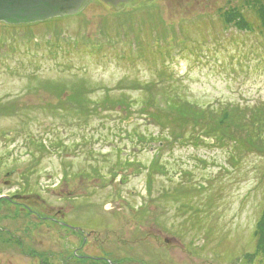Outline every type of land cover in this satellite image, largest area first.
Wrapping results in <instances>:
<instances>
[{"label":"rangeland","instance_id":"1","mask_svg":"<svg viewBox=\"0 0 264 264\" xmlns=\"http://www.w3.org/2000/svg\"><path fill=\"white\" fill-rule=\"evenodd\" d=\"M2 194L0 264H264V0L0 23Z\"/></svg>","mask_w":264,"mask_h":264},{"label":"water","instance_id":"2","mask_svg":"<svg viewBox=\"0 0 264 264\" xmlns=\"http://www.w3.org/2000/svg\"><path fill=\"white\" fill-rule=\"evenodd\" d=\"M89 0H0V22L30 23L71 14L82 9ZM115 10L137 0H102Z\"/></svg>","mask_w":264,"mask_h":264},{"label":"flooded vegetation","instance_id":"3","mask_svg":"<svg viewBox=\"0 0 264 264\" xmlns=\"http://www.w3.org/2000/svg\"><path fill=\"white\" fill-rule=\"evenodd\" d=\"M17 194H14V195H7V194H2V195H0V204H3L5 207H6V209L8 210L9 208H12L13 206V204L14 203H16L14 200H13V196H16ZM1 206V205H0ZM23 208H26V211L29 213H32L31 211L32 210H30L28 207H23ZM61 217V216H60ZM59 217V218H60ZM58 218V219H59ZM50 219H52L55 223L57 222V223H59L61 226H64L65 228H69V229H72V227H71V225L70 224H68L67 222H66V220L65 221H63V217H61V219L60 220H58L56 217L55 218H50ZM1 226V225H0ZM7 230V229H6ZM12 239V241H13V244L14 245H18V242H23V240L21 239V238H18V240H17V238L15 239L14 237H12V238H10L9 240H11ZM15 242H16V244H15ZM47 259L48 260H50V261H52V260H56V254H54V253H50V254H48L47 256ZM65 257V259L66 260H69V258H71L72 257V254H69V255H65L64 256Z\"/></svg>","mask_w":264,"mask_h":264},{"label":"trees","instance_id":"4","mask_svg":"<svg viewBox=\"0 0 264 264\" xmlns=\"http://www.w3.org/2000/svg\"><path fill=\"white\" fill-rule=\"evenodd\" d=\"M259 14H261V10L259 11ZM230 110H227L224 112V116L220 119L219 121V125L224 126V128H220L218 126V129L221 130L222 132H225V129H227V125L229 124L230 120H233V118H231L232 116H230L229 113ZM218 130V131H219ZM234 140L236 139L235 137L233 138ZM238 142V139H236ZM253 235L257 240V246L258 249H262V251H264V211L261 214V217L258 219V221L256 222V228L253 231Z\"/></svg>","mask_w":264,"mask_h":264}]
</instances>
